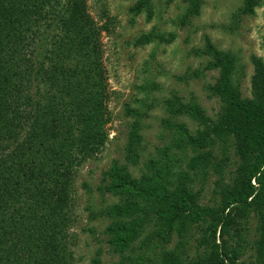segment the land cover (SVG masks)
<instances>
[{"label":"trees","instance_id":"obj_1","mask_svg":"<svg viewBox=\"0 0 264 264\" xmlns=\"http://www.w3.org/2000/svg\"><path fill=\"white\" fill-rule=\"evenodd\" d=\"M182 1L187 5L184 17L198 15L201 0ZM143 3L139 0L130 10L137 13ZM256 4L242 0L237 16L252 15ZM100 29L80 0H0V264H74L73 180L100 147L102 124L109 120V91L97 45ZM149 41L150 36L140 35L133 45ZM202 54L210 59L205 69L218 70L208 91L220 101L221 112L212 121L196 102L182 104L174 96L163 100L169 116L186 117L205 130L193 138L180 124L164 120L165 126L176 130L177 149L201 147L212 141L209 134L231 136L236 179L222 189L220 206L199 208L181 183L167 188L165 163L157 168L147 158L135 175L112 161L98 191L116 203L90 215L107 220L103 234L108 232L106 243L118 255L108 264H232L233 252L228 255L222 246L208 248L190 262L181 247L141 259L145 250L167 245L172 233L182 237L185 220L208 219L205 231L213 242L251 210H258L261 220L255 261L264 264V65L251 57L250 97L241 98L230 77L235 58L215 50L208 39ZM124 116L132 118L125 157L135 165L140 114L126 107ZM207 238L201 240L204 245Z\"/></svg>","mask_w":264,"mask_h":264},{"label":"rangeland","instance_id":"obj_2","mask_svg":"<svg viewBox=\"0 0 264 264\" xmlns=\"http://www.w3.org/2000/svg\"><path fill=\"white\" fill-rule=\"evenodd\" d=\"M80 1L95 26L104 28L99 31L97 45L109 91V120L102 124L104 139L98 150L77 167L71 195L75 214L70 243L74 264H91L93 259L108 264L117 261L118 255L106 243L108 232L103 234L107 220H92L90 215L91 211L101 212L116 203L115 198L98 191L106 182L103 174L112 161L127 165L135 175L147 158L154 159L157 168L165 163L167 188L173 190L181 183L194 195L199 208L220 206L222 189L233 185L238 158L232 137L218 139L209 134L212 141L201 147L177 149L173 143L179 136L174 128L165 126L164 120L180 124L193 138L203 133L205 127L186 117L169 116L163 100L175 96L182 104L196 102L207 118L216 120L221 103L208 87L214 85L218 70L205 69L210 60L202 54L206 39L215 50L228 52L235 58L231 81L237 83L241 98H249L251 57L264 65V0H257L252 15L240 17L237 12L242 0H201L198 15L187 17H184L187 5L182 0H141L144 3L137 13L130 8L139 0ZM140 35L150 36V41L133 45ZM157 35L163 39H157ZM148 105L151 107L147 108ZM125 106L137 109L140 114L141 142L136 150L139 154L136 166L129 165L124 152L132 121L124 116ZM142 113L147 115L142 117ZM259 215L258 210H251L245 217H237L229 232L221 239L216 234L213 242L205 231L208 219L194 223L185 220L182 237L172 233L167 245L145 250L141 261L154 258L164 249L181 247L185 260L190 262L201 258L208 248L222 246L228 255L233 252L232 264H256V243L261 238ZM207 236L204 245L201 240Z\"/></svg>","mask_w":264,"mask_h":264}]
</instances>
